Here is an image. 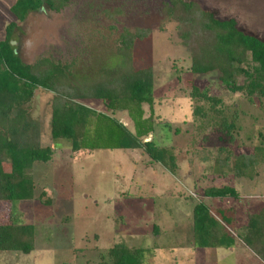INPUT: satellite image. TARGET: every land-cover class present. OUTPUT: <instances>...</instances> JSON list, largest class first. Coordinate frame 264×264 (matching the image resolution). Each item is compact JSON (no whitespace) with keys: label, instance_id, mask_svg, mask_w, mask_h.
I'll use <instances>...</instances> for the list:
<instances>
[{"label":"rangeland","instance_id":"rangeland-1","mask_svg":"<svg viewBox=\"0 0 264 264\" xmlns=\"http://www.w3.org/2000/svg\"><path fill=\"white\" fill-rule=\"evenodd\" d=\"M16 1L0 0V41L10 20L17 23L13 45L25 64L48 57L95 76L101 66L112 63L124 30L150 31L132 53L135 70L151 68L154 74L157 119L144 142L172 147L180 173L178 178L171 176L142 149L74 152L67 144L52 143V94L37 89L30 112L41 124L42 145L51 146L54 154L48 163H35L26 173L35 185L32 201L13 207L0 202V223L12 219V210L17 222L33 225L35 249L29 255L0 252V264H97L119 244L142 248L148 264H214L211 251L193 248V208L200 202L212 210L231 208L237 227H242L248 214L264 208V153L253 170L245 171V178L229 174L230 184L239 192L237 201L200 197L201 188L207 186L201 176L207 174L216 149L229 144L219 139L223 137L217 130H198L192 123L189 93L193 85L207 87L238 108L235 154L251 153L252 147L264 142V111L259 102L231 94L219 83L217 72L188 71L189 55L177 38L176 24L162 23L161 8L170 0H73L59 13L31 12L21 23L10 13ZM191 1L264 37V0ZM84 104L133 132L125 112H110L100 101ZM143 110L148 118L149 107L143 105ZM230 249L214 251L217 264H263L239 240Z\"/></svg>","mask_w":264,"mask_h":264},{"label":"trees","instance_id":"trees-1","mask_svg":"<svg viewBox=\"0 0 264 264\" xmlns=\"http://www.w3.org/2000/svg\"><path fill=\"white\" fill-rule=\"evenodd\" d=\"M72 1L17 0L10 13L21 23L31 12L46 9L59 13ZM161 16L162 23L176 24L177 38L189 55L191 74L217 72L219 83L231 94H239L249 103L258 101L264 111V37L241 29L234 18H219L215 10L197 1L170 0L161 8ZM16 26L10 22L0 41V202L13 207L32 201L35 185L26 173L35 163H48L54 154L51 146L42 145L41 124L30 112L29 103L37 89L52 94V143L67 144L74 152L142 149L153 163L178 178L180 171L172 147H159L153 140L144 142L154 132L157 119L154 74L151 68L135 70L132 53L137 42L148 38L149 30H124L112 63L101 66L92 76L48 57L25 64L13 45ZM188 98L190 117L197 129L217 130L223 137L219 139L229 144L216 149L207 174L201 176L207 186L201 188L200 197L237 201L239 192L230 184L229 174L245 178V171L253 170L264 153V142L252 147L251 153L235 154L238 108L207 87L193 85ZM85 101H100L110 112H125L133 132L118 120L87 107ZM143 105L149 107L148 118L144 117ZM10 213L12 219L0 223V252L29 255L35 249L34 227L17 222L12 210ZM192 228L194 249H229L239 240L264 264V208L248 214L246 223L238 228L234 210H212L200 202L193 208ZM106 258L97 264H148L142 248L123 244L109 249Z\"/></svg>","mask_w":264,"mask_h":264},{"label":"crops","instance_id":"crops-1","mask_svg":"<svg viewBox=\"0 0 264 264\" xmlns=\"http://www.w3.org/2000/svg\"><path fill=\"white\" fill-rule=\"evenodd\" d=\"M12 18H14L13 16H12ZM10 22H14L13 20H10ZM14 44V43H13ZM235 245H236V243L234 244V246L233 247H235ZM233 247H231V249H230V251H233ZM203 250H205V252H208V251H211V255L210 256H212L213 258H214V260H215V262H214V264H217L218 262H217V260L215 259V257H214V255H215V250L216 249H203Z\"/></svg>","mask_w":264,"mask_h":264}]
</instances>
